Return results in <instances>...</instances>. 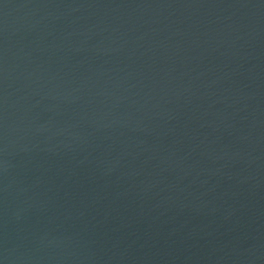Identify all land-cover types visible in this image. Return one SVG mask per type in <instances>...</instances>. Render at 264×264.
Instances as JSON below:
<instances>
[{
	"label": "water",
	"instance_id": "obj_1",
	"mask_svg": "<svg viewBox=\"0 0 264 264\" xmlns=\"http://www.w3.org/2000/svg\"><path fill=\"white\" fill-rule=\"evenodd\" d=\"M0 264H264V0H0Z\"/></svg>",
	"mask_w": 264,
	"mask_h": 264
}]
</instances>
